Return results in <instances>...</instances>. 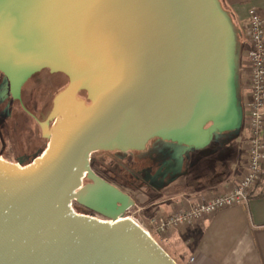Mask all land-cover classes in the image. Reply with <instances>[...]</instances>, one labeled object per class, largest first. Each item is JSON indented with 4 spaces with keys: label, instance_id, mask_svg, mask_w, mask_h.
Listing matches in <instances>:
<instances>
[{
    "label": "water",
    "instance_id": "1",
    "mask_svg": "<svg viewBox=\"0 0 264 264\" xmlns=\"http://www.w3.org/2000/svg\"><path fill=\"white\" fill-rule=\"evenodd\" d=\"M237 43L219 0H0L12 97L44 69L69 79L41 123L48 138L61 115L45 155L27 166L0 156V264H178L116 221L135 201L92 171V154L154 138L200 149L237 129ZM84 172L92 183L76 192ZM74 199L116 223L77 215Z\"/></svg>",
    "mask_w": 264,
    "mask_h": 264
},
{
    "label": "rangeland",
    "instance_id": "2",
    "mask_svg": "<svg viewBox=\"0 0 264 264\" xmlns=\"http://www.w3.org/2000/svg\"><path fill=\"white\" fill-rule=\"evenodd\" d=\"M67 85V76L51 73L48 69L29 79L24 86L22 98L24 105L34 115L31 116L20 107L18 101L9 98L7 84L6 120L4 126H0V156L20 166H27L44 154L61 115L58 114L52 124L48 138H43L41 123L46 121L53 108L54 99ZM81 96V99L77 100L84 101L88 98L85 93ZM90 105L88 100L86 106ZM241 111L240 106V113ZM238 131L240 130L219 135L214 139L212 148L202 152L184 148L189 155L185 173H171L167 179L161 175L156 179L153 177V180L147 177V173H157L160 165L179 159V144L159 138L150 140L142 151L96 152L92 154L90 168L97 176L118 187L135 201L136 206L125 217L135 219L150 231L154 239L178 264H185L183 259H188L190 253L188 245L182 239L166 240L169 234L157 232L152 221L158 214H167V203H164V200L176 198L183 193L194 194L196 188L193 186L197 177V192L219 193L235 181L245 162L243 151L237 158L234 146ZM148 204L151 206L148 207ZM78 211L84 213L81 209Z\"/></svg>",
    "mask_w": 264,
    "mask_h": 264
},
{
    "label": "crops",
    "instance_id": "3",
    "mask_svg": "<svg viewBox=\"0 0 264 264\" xmlns=\"http://www.w3.org/2000/svg\"><path fill=\"white\" fill-rule=\"evenodd\" d=\"M221 2L229 13L237 32L236 64L238 67L245 60L247 46L244 43L243 29L248 22L249 11L251 8H257L264 14V0H221ZM237 87L239 107L241 106L242 109V86L239 74H237ZM240 116L239 128L231 131L240 130L237 132L238 137L234 141L237 158L240 157L242 151L245 154L248 138L247 132L243 129V111H241ZM213 142L214 140L203 148H189V150L202 152L212 148ZM178 152L180 156L184 154L185 163L180 165L181 174H184L189 155L181 145H179ZM242 175L243 168L240 172L238 171L235 181ZM197 179L199 177L194 181L196 182L193 186L196 188L194 194L183 193L176 198L164 200V203H167V214L180 210L184 198L197 201L201 194L208 192L204 190V192H197L199 191ZM231 184H228L225 189H221L220 192L228 189ZM150 206L151 204H148V207ZM168 236L169 238L166 240L182 239L188 245L190 253L188 259H183L185 264H264V167L262 180L247 204L221 210L207 219L171 232ZM191 258L194 259L192 262H190Z\"/></svg>",
    "mask_w": 264,
    "mask_h": 264
},
{
    "label": "built area",
    "instance_id": "4",
    "mask_svg": "<svg viewBox=\"0 0 264 264\" xmlns=\"http://www.w3.org/2000/svg\"><path fill=\"white\" fill-rule=\"evenodd\" d=\"M243 30L247 49L245 60L237 69L242 86L243 129L248 135L243 175L225 191L205 192L197 201L184 198L180 210L169 214H158L152 222L156 231L161 234L178 231L197 221L207 219L221 210L247 204L262 180L264 167V14L257 8H251L248 22ZM87 176L88 172H84L81 186L76 192L85 185ZM76 201L74 199L69 206L77 215H83L75 208ZM135 206L136 203L133 207ZM87 216L95 219L104 218L99 215ZM129 218L131 217L124 216L119 219ZM143 229L154 239L150 231ZM193 260L191 258L190 262Z\"/></svg>",
    "mask_w": 264,
    "mask_h": 264
},
{
    "label": "flooded vegetation",
    "instance_id": "5",
    "mask_svg": "<svg viewBox=\"0 0 264 264\" xmlns=\"http://www.w3.org/2000/svg\"><path fill=\"white\" fill-rule=\"evenodd\" d=\"M7 84H8V87H9L8 91L10 93L9 98L10 99H14L12 97V95H11V92H10V83H9L7 77L2 72H0V126H2V127L4 126V122L6 120L5 118H6V108H7ZM83 93H85L87 95V93L85 91H81V92L78 93L77 99H79V98L81 99V97H82L81 95ZM15 101L19 102L20 107L23 110H25L31 116L33 115V114H31L30 110H28V107H26V105H24V101L22 99V94H21V100H15ZM90 183H92V182L89 179H87L85 185H88ZM74 206H75V208L77 210L81 209L82 211H84V213L81 212L83 215H99V216H102V215H100L99 213H97L95 211H92L90 209L85 208L84 206L78 204L77 202L74 204Z\"/></svg>",
    "mask_w": 264,
    "mask_h": 264
},
{
    "label": "trees",
    "instance_id": "6",
    "mask_svg": "<svg viewBox=\"0 0 264 264\" xmlns=\"http://www.w3.org/2000/svg\"><path fill=\"white\" fill-rule=\"evenodd\" d=\"M220 1V4H221V7H222V9L224 10V11H226L227 12V10L225 9V7H224V5L222 4V2H221V0H219ZM228 13V12H227ZM228 15H229V13H228ZM231 18V17H230ZM232 20V19H231ZM233 23V22H232ZM234 25V24H233ZM34 77V76H33ZM26 84H24V86H25ZM24 86H23V89H24ZM23 89H22V95H23ZM9 95H10V93H9ZM23 99V98H22ZM221 134H223V133H219L218 131H215L214 130V135H212V137H211V140H210V142L211 141H213L215 138L217 139L218 138V136L219 135H221ZM216 135V136H215ZM209 142V143H210ZM208 143V144H209ZM177 144V143H176ZM207 144V145H208ZM206 145V146H207ZM182 147H184V148H190V147H187V146H185V145H181ZM179 153V152H178ZM184 154L182 155V156H180L179 155V159L178 160H176V161H168V163H166L165 165H160L159 167H158V172L157 173H155L154 175L153 174H150L149 175V173H147V177H148V179L149 180H153L154 178L156 179V178H158L160 175L161 176H163L164 177V179H167L168 178V176L171 174V173H173V174H181V169H180V165H182V164H184L185 162V160H184ZM157 174V175H156ZM154 177V178H153Z\"/></svg>",
    "mask_w": 264,
    "mask_h": 264
},
{
    "label": "bare ground",
    "instance_id": "7",
    "mask_svg": "<svg viewBox=\"0 0 264 264\" xmlns=\"http://www.w3.org/2000/svg\"><path fill=\"white\" fill-rule=\"evenodd\" d=\"M47 149H48V148H47ZM46 151H47V150H46ZM46 151H45V152H46ZM45 152H44V154H43L41 157H39V158H37V159L42 158V157L45 155ZM97 220L100 221V222H105L103 219H97ZM129 220L134 221V220L131 219V218H129ZM116 221H122V220L117 219ZM116 221H115V220H110L109 223L114 224V223H116ZM134 222L137 223L140 227H142L138 222H136V221H134Z\"/></svg>",
    "mask_w": 264,
    "mask_h": 264
}]
</instances>
